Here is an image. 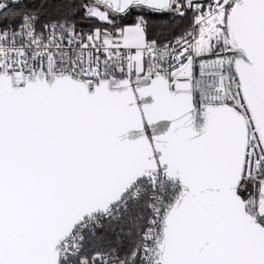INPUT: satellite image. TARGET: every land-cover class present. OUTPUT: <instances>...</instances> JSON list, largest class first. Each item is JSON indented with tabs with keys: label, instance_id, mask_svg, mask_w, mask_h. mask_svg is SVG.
<instances>
[{
	"label": "snow or ice",
	"instance_id": "6c2138e0",
	"mask_svg": "<svg viewBox=\"0 0 264 264\" xmlns=\"http://www.w3.org/2000/svg\"><path fill=\"white\" fill-rule=\"evenodd\" d=\"M0 264H264V0H0Z\"/></svg>",
	"mask_w": 264,
	"mask_h": 264
},
{
	"label": "trees",
	"instance_id": "16d2710c",
	"mask_svg": "<svg viewBox=\"0 0 264 264\" xmlns=\"http://www.w3.org/2000/svg\"><path fill=\"white\" fill-rule=\"evenodd\" d=\"M33 3L38 4L39 0H33ZM52 3L55 4L56 0H52ZM52 15H56L58 14L57 11L55 10V8H53L52 10ZM182 23L184 26L188 25L190 23V17L186 20H184L183 22L180 21H171L168 20L167 18H157L153 21V33L157 32L162 26L164 25H172V24H179Z\"/></svg>",
	"mask_w": 264,
	"mask_h": 264
}]
</instances>
